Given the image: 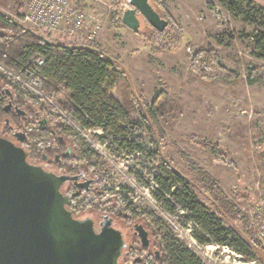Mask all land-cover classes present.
<instances>
[{"label": "rangeland", "instance_id": "374dc122", "mask_svg": "<svg viewBox=\"0 0 264 264\" xmlns=\"http://www.w3.org/2000/svg\"><path fill=\"white\" fill-rule=\"evenodd\" d=\"M29 1L0 0V9L20 23ZM68 1L87 13V29L99 24L101 30L93 42L85 40L87 29L75 38L53 33L54 38H66L69 43L93 44L116 58L144 110L147 107L154 109L158 122L154 125V137L160 130L165 135L160 142L163 156L190 180L198 199L214 209L215 197L201 181L199 170L210 174L251 223L247 229L240 221L223 217L225 227L247 240H250L252 231L257 240L252 222L255 207L264 201V83L249 86L247 77L251 66H262L264 63L253 56L255 28L233 18L215 0H162L172 22L171 27L166 29V35L155 34L157 30L145 19L140 32L135 33L123 24L113 23L114 12L119 13L122 20L128 0H116L114 3L111 0ZM151 2L160 14L164 13L158 0ZM176 34L181 36V42H177ZM210 49L218 52L221 62L229 70L239 74L236 81H205L193 71L194 54ZM0 74L19 79L33 96L45 99L69 119L53 96L18 78L3 65H0ZM114 97L121 102L119 95L115 93ZM6 118L4 116L1 121L2 126ZM130 118L137 124L142 122L136 113H131ZM77 128L98 153L88 173L99 182L78 201V207L82 206L81 212L85 215L99 217L107 214L94 208L88 210L86 205L116 201L125 187L124 197L117 201L118 211L126 212L127 202L130 201L142 211L157 212L204 264H264L259 255L252 260L254 250L245 256L215 244L200 245L193 238L196 230L185 227L178 218L164 212L153 198L152 188L141 185L136 179V174L144 172L145 167H153L151 160L139 154L126 156L114 153L107 144L96 140L95 135H102V130L90 132L81 130L79 126ZM142 135L146 147L151 148L152 137L146 128ZM196 137L208 144L219 145L223 156L234 165L219 161L217 153L194 142ZM125 197L129 199L127 202ZM114 219L117 224L124 223L123 218ZM126 222L129 226V245L135 248L126 259L125 264H128L135 253L144 251L137 248L139 241L130 232L134 223L142 224L143 221ZM150 239L153 242L152 235ZM142 253L148 256L147 252Z\"/></svg>", "mask_w": 264, "mask_h": 264}, {"label": "trees", "instance_id": "16d2710c", "mask_svg": "<svg viewBox=\"0 0 264 264\" xmlns=\"http://www.w3.org/2000/svg\"><path fill=\"white\" fill-rule=\"evenodd\" d=\"M115 1L111 0V3ZM215 1L233 18L255 28L252 37L253 56L264 63V8L253 0ZM158 4L164 11L160 15L168 21L169 29L172 22L167 6L162 0H158ZM113 16V23L121 26L120 14L114 12ZM166 31H156L155 34L165 36ZM176 38L177 42H181L180 35L176 34ZM37 59L43 60V64H38ZM0 65L28 84L53 96L60 110L69 117L65 118L45 99L33 96L19 79L0 74V122L5 116L3 108L6 100L3 99L6 91L31 116L38 114L47 122L45 129L41 127L29 133V140L25 144L26 150L31 153V160L63 155L71 147L78 156V161L71 159L74 166L72 168H85L88 172L98 153L92 149L77 126L90 132L102 130L103 134L95 135V138L98 142L107 144L112 152L126 156L139 154L153 162V167H145L144 172L136 174V179L141 185L152 188L151 194L164 212L178 218L185 227L192 224L191 227L196 230L193 238L200 245L215 244L245 256L254 250L252 260L259 255L264 262V248L254 238L252 231L250 240H247L225 227L223 217L238 220L247 229L251 223L223 193L218 182L210 174L199 170L201 181L215 197L214 210L198 199L190 180L163 156L160 142L165 135L160 130L156 139L154 137V125L158 123L154 109L147 107L144 110V105L136 96L116 58L93 44L69 43L66 38L56 40L53 33L21 25L0 9ZM191 65L193 71L205 81L234 82L239 78L237 72L229 70L221 62L214 49L196 52ZM247 83L249 86L264 83V64L250 67ZM115 93L121 97V102L114 97ZM131 113L140 116L141 124L131 120ZM144 128L152 137L151 148L145 145L142 135ZM194 142L217 153L219 161L234 165L223 156L219 145L208 144L198 137L194 138ZM125 190L123 187L116 201L86 206L88 210L94 208L107 213L111 218H123L129 222L141 219L147 225L153 242L151 240L150 248L138 243L137 248L148 253L142 264H204L157 212L142 211L128 201L127 197L126 212L118 211L117 201ZM78 201L79 198L72 206L74 209L78 208ZM125 262L122 257L120 263Z\"/></svg>", "mask_w": 264, "mask_h": 264}, {"label": "water", "instance_id": "95a60500", "mask_svg": "<svg viewBox=\"0 0 264 264\" xmlns=\"http://www.w3.org/2000/svg\"><path fill=\"white\" fill-rule=\"evenodd\" d=\"M130 4L125 27L139 33L145 19L158 32L167 29L150 0ZM78 179L32 164L25 148L0 137V264H121L127 243L114 219L105 216L98 232L91 216L80 219L70 209L72 198L61 188ZM135 228L149 248L148 232Z\"/></svg>", "mask_w": 264, "mask_h": 264}, {"label": "flooded vegetation", "instance_id": "af4514ba", "mask_svg": "<svg viewBox=\"0 0 264 264\" xmlns=\"http://www.w3.org/2000/svg\"><path fill=\"white\" fill-rule=\"evenodd\" d=\"M6 100V104L4 105L3 112L4 115L7 116V118L4 121V126L1 125L0 122V137L5 138L7 140H10L14 142L17 146L23 147L27 149V145L25 143L29 140V133L34 129H39L47 127V122L42 120L41 116L38 114L33 117L29 114L27 109H24L20 107L12 97V94L9 91L5 92L4 99ZM23 139V140H20ZM27 151V150H26ZM28 152V151H27ZM29 153V161L32 164L38 165L43 167L45 170L49 172H53L57 175H69V176H78L79 179L77 181H71L66 184H64L61 188L62 193L65 196H70L72 198L73 204L75 203V200L81 198L83 194L86 192H90L93 187L99 182L98 179L93 178L87 170L83 168H79L75 170V168H72V160L74 159L78 161V156L76 153H74L73 149L71 147H68L67 150L63 155L57 154L55 156H43L41 160L35 159L31 160L30 157H32ZM87 181H91V183L86 185ZM73 206V205H72ZM71 206V210H74L76 212V217L83 219L88 216H91L95 223V228L98 232H100V223L103 221L104 217L107 216L106 214L100 215L99 217H95L94 215H85L83 212L77 211V209H74V207ZM114 219V218H113ZM122 220H119L118 222H121ZM136 225H142L144 229L148 232L149 230L143 223H134V225L131 227L130 232L133 234L136 240H138L140 243V239L138 235L136 234ZM114 227L120 231H122L127 247L125 249L124 254V261H126L127 257H129L132 254V250H135L134 246L129 245V232H128V223L126 220H124V223L117 224V221L114 219ZM150 238V234H149ZM151 243V239H150ZM151 246V245H150ZM150 248V247H149ZM146 252V251H142Z\"/></svg>", "mask_w": 264, "mask_h": 264}, {"label": "built area", "instance_id": "2783aa9c", "mask_svg": "<svg viewBox=\"0 0 264 264\" xmlns=\"http://www.w3.org/2000/svg\"><path fill=\"white\" fill-rule=\"evenodd\" d=\"M130 3L131 0H128L123 14L132 8ZM87 22V13L68 0H30L20 21L21 25L26 27L49 33H59L66 38L82 35L87 29ZM87 30L89 31L85 40L93 42L97 39L101 27L96 24L92 29ZM38 64H43V60L40 59ZM82 209L80 206L77 211L81 212ZM252 225L255 227L257 240L264 247V201L255 207ZM145 258L142 251H138L128 264H142Z\"/></svg>", "mask_w": 264, "mask_h": 264}, {"label": "crops", "instance_id": "0c3cea01", "mask_svg": "<svg viewBox=\"0 0 264 264\" xmlns=\"http://www.w3.org/2000/svg\"><path fill=\"white\" fill-rule=\"evenodd\" d=\"M256 4L264 8V0H253Z\"/></svg>", "mask_w": 264, "mask_h": 264}]
</instances>
